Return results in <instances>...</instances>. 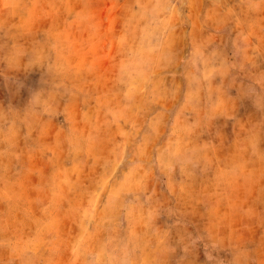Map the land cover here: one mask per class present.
<instances>
[{
	"label": "rangeland",
	"instance_id": "374dc122",
	"mask_svg": "<svg viewBox=\"0 0 264 264\" xmlns=\"http://www.w3.org/2000/svg\"><path fill=\"white\" fill-rule=\"evenodd\" d=\"M189 239L264 264V0H0V264Z\"/></svg>",
	"mask_w": 264,
	"mask_h": 264
},
{
	"label": "crops",
	"instance_id": "0c3cea01",
	"mask_svg": "<svg viewBox=\"0 0 264 264\" xmlns=\"http://www.w3.org/2000/svg\"><path fill=\"white\" fill-rule=\"evenodd\" d=\"M237 119H236V123L234 124L235 126H237V123H239V121H240ZM246 126L249 128V130H247V132L242 133L244 135L252 134L253 131L256 129L255 128L256 126H254V123L251 122L250 116L247 117V125ZM243 148H244V150H247V151L255 150V147H243ZM219 207H220L219 211H225L227 213V215H234V213H235V212H233V209L231 212H229V209H227V207H225V208H224V206L223 207L219 206ZM242 214L249 217V216H251L252 213H251V210H246ZM227 224H229V223H227ZM251 226H253V225L249 224V223H246L243 226H240V224H238L237 228L235 230L244 232L247 230H252V228H254V227H251ZM193 228H194L193 224L186 221V222H180L179 224L174 225V227H172L171 229L170 228L167 229V231L170 232L171 230H174V231L177 230L178 232H184V235H188V233L191 230L193 231ZM219 230H222L221 232L229 231V230H231V227L227 226V225H225V223H223V226H220ZM232 230H234V229H232ZM161 231H163V230H161ZM207 242H210V241L208 239H205L204 241H194L193 239H189L188 242L183 241L184 246L180 247V248H182V251H180V256L178 258L176 255H174L175 257H171L173 253L176 254V252H179L177 249H173L169 254H167L165 261H162L161 263H156V264H209V262L211 261V257L207 254V252H205V250H203L201 248V249H199V251L198 250L192 251V248H194V249H197L198 247H206L207 248L208 247ZM187 243H189V246L187 245ZM224 245H225V247H223V245L219 241V251L221 248L222 249L227 248V250L229 252V254H228L229 258L226 261L224 260L222 262V261H220L222 258V255L219 254V261L217 259V262L219 264H235L234 259H236V257L234 255L236 253V250L239 248V244H237L233 240L230 242L226 241ZM188 247H189V249H187ZM190 247H192V248H190Z\"/></svg>",
	"mask_w": 264,
	"mask_h": 264
}]
</instances>
